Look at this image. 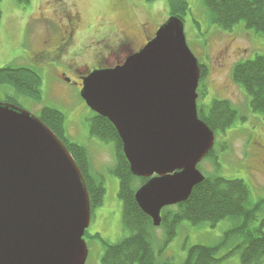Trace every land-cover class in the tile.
Instances as JSON below:
<instances>
[{
  "label": "water",
  "instance_id": "obj_1",
  "mask_svg": "<svg viewBox=\"0 0 264 264\" xmlns=\"http://www.w3.org/2000/svg\"><path fill=\"white\" fill-rule=\"evenodd\" d=\"M201 68L184 23L170 17L139 53L83 79L81 97L116 129L155 228L187 202L215 133L198 116ZM92 218L84 177L40 119L0 102V264H86Z\"/></svg>",
  "mask_w": 264,
  "mask_h": 264
},
{
  "label": "rangeland",
  "instance_id": "obj_2",
  "mask_svg": "<svg viewBox=\"0 0 264 264\" xmlns=\"http://www.w3.org/2000/svg\"><path fill=\"white\" fill-rule=\"evenodd\" d=\"M185 1L189 10L183 19L187 44L205 68L198 91L199 108L208 112L213 100L227 101L241 113V119L226 134L216 135L213 156L202 161L198 169L207 178L219 176L244 181L250 191L247 206H259L253 223V228H258L264 220V166L252 157V139L254 135L264 138V125L250 114L248 96L233 80L232 73L240 62L264 56V36L245 28L244 23L231 32L223 30L213 24L203 0ZM168 3L169 0H31L25 4L19 0H0V69L12 65L36 70L42 78L43 96L37 103L12 89L0 87V102L10 95L17 99L23 110L37 118L43 107L62 111L67 118V135L88 150L93 174L104 180L106 194L103 205L93 211L84 237L89 250L86 264H102L104 242L119 243L129 237V232L123 226L119 179L111 174L116 164L115 147L113 143H102L91 137L88 119L92 112L81 97L82 90L76 87L64 89L59 74L67 71L74 77L71 67L84 71L85 66H95L101 57H106L110 67L119 65L120 61L128 58L127 41L116 29L112 30L115 35H104L106 29L111 30L108 26L116 25L117 29L142 38L143 29L151 34L170 18ZM77 14L78 28L73 33L76 36L67 52L39 60V53L47 48L45 42L56 40L61 32L71 33L66 21ZM116 44L121 45L120 49L113 47ZM228 46L231 48L230 56L225 63L219 64L217 58ZM104 48L107 54L100 56L99 51ZM235 50L237 53H233ZM242 117L247 120H242ZM254 166L255 170L252 169ZM236 224V220L230 219L215 227L183 222L175 239L163 251L160 249L165 232L160 227L155 228L154 248L158 259L182 264L192 247L217 245L225 232ZM227 250L222 256L228 253ZM223 264H241L240 256L227 258Z\"/></svg>",
  "mask_w": 264,
  "mask_h": 264
},
{
  "label": "trees",
  "instance_id": "obj_3",
  "mask_svg": "<svg viewBox=\"0 0 264 264\" xmlns=\"http://www.w3.org/2000/svg\"><path fill=\"white\" fill-rule=\"evenodd\" d=\"M28 4L31 0H19ZM153 2V0H147ZM155 1V0H154ZM211 21L228 32L241 23L245 28L264 36V0H203ZM169 16L183 21L188 14L185 0H169ZM201 67V80L205 68ZM233 80L248 96L251 113L264 114V56L240 62L233 70ZM0 87L14 90L20 96L28 97L37 103L42 101V78L40 74L27 67L12 65L0 69ZM199 91V90H198ZM3 103L21 108L16 98L6 96ZM199 108V105H198ZM241 113L227 101L213 100L208 112L199 108V118L216 135L225 134L240 118ZM41 122L47 126L65 145L79 167L87 187L92 213L104 202L106 189L104 180L93 174L88 150L73 142L67 135L66 115L57 108L43 107ZM92 138L102 143H113L115 147V167L111 174L119 179V197L123 202V226L129 237L116 244L104 242L105 253L102 264H175L170 260L158 259L154 244L155 227L136 202V192L148 180L136 178L123 152L122 141L115 127L105 118L92 113L88 119ZM213 156V152L209 158ZM250 191L244 181L228 180L214 176L206 178L197 186L189 200L183 204L162 211L161 227L165 232L161 251L177 236L183 222L193 226L210 224L217 226L224 220H236L237 224L225 232L215 246L198 245L192 247L182 264H223L232 256L239 255L241 264L264 263V220L258 228H253L259 206L249 208ZM107 243V244H106ZM232 247L230 250L228 248ZM227 250V254L223 252Z\"/></svg>",
  "mask_w": 264,
  "mask_h": 264
},
{
  "label": "flooded vegetation",
  "instance_id": "obj_4",
  "mask_svg": "<svg viewBox=\"0 0 264 264\" xmlns=\"http://www.w3.org/2000/svg\"><path fill=\"white\" fill-rule=\"evenodd\" d=\"M77 21H79V14L76 15L75 18L71 19L70 17L67 19L66 23H67V27L68 29H71V33L68 31H64L63 34L62 32L60 33V35H58L56 37V40H52L50 43L49 42H45L44 45H46V49L41 51V53H39V60H42L44 58H52L53 57H57L65 52H67V49H69L70 47V42L74 39V37L76 35H73L74 30H77L78 27H76V23ZM111 30L106 29L104 32V35H115V32L112 31L114 29H116L120 35L124 36L125 40L127 41V50L129 51V54H127V56H129L130 54H136L139 53L151 40H153L155 38V35L158 31V29H156V31L152 32L151 34H148L147 30H142L143 35L141 36L142 38L138 37L137 35L128 33L126 31H122L117 29L116 25L111 24L110 26ZM117 33V32H116ZM105 39V38H104ZM102 39V41L104 40ZM101 40H99V42H102ZM120 44H116L115 46H113L115 49H120ZM52 47L50 50L49 48ZM105 50L103 51H99V55L103 56L104 54H107V49L104 48ZM230 46L226 47L225 50L223 52H221L217 58L218 63L220 64L225 63L227 58L230 56ZM121 52V50H119ZM112 52H115L112 51ZM233 53H237V51L235 50V52ZM55 54V55H54ZM115 54V53H113ZM112 56V55H111ZM60 59V58H59ZM38 60V61H39ZM104 60V61H103ZM125 61L122 60L119 63L122 64ZM71 67V66H70ZM110 65L108 64V62L106 61V57H101V59H99V61L96 63L95 66H90L87 65L85 66V70L81 71L79 68H72V75L74 77H71L69 75V73L66 72H61L59 74V77L61 78V81L63 82L64 89H67V87H76L80 90H82V85H83V79L86 78L91 72L95 71V70H102V69H107L109 68ZM254 117H256L255 120H258L260 123H262L264 125V114H259V113H251ZM242 120H247V118L242 117ZM255 128V126H254ZM253 128V129H254ZM256 130V129H254ZM253 148H254V152L252 154L253 158H256L258 163L261 166H264V138L261 137V135H257L253 137ZM253 170L256 169V167L254 166V168L252 167Z\"/></svg>",
  "mask_w": 264,
  "mask_h": 264
}]
</instances>
